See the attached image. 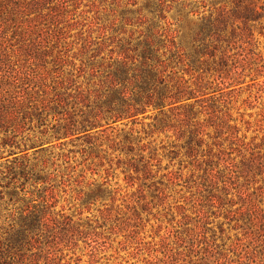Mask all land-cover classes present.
Instances as JSON below:
<instances>
[{"label":"rangeland","instance_id":"374dc122","mask_svg":"<svg viewBox=\"0 0 264 264\" xmlns=\"http://www.w3.org/2000/svg\"><path fill=\"white\" fill-rule=\"evenodd\" d=\"M50 1L29 40L10 37L14 52L0 66L21 78L20 89L40 84V95L64 80L54 93L66 109L92 116L104 109L122 49L146 27L150 0ZM235 1L188 0L187 10L216 16ZM250 1L257 17L230 15L214 58L175 68L216 87L227 53L209 94L27 151L33 173L5 179L0 230L27 206L44 217L36 247L15 264H264V0ZM164 16L159 25L177 34L176 8ZM55 123L50 116L33 129Z\"/></svg>","mask_w":264,"mask_h":264},{"label":"trees","instance_id":"16d2710c","mask_svg":"<svg viewBox=\"0 0 264 264\" xmlns=\"http://www.w3.org/2000/svg\"><path fill=\"white\" fill-rule=\"evenodd\" d=\"M150 0L149 14L144 15L141 22L146 26L138 31V36L131 38L122 49L117 61L113 81L109 92L105 95L104 109L100 107L92 116L83 112L74 114L66 109L68 103L61 94L54 93L66 88L64 80L55 82L53 87L42 85V94L35 84L20 89L18 83L21 78L0 66V160L15 156L0 170V195L5 179L17 182L19 178L28 177L33 173L28 150L72 136L78 131H86L96 127L102 120L136 116L145 112L147 108L173 111L184 101L209 94V90L220 85L224 78L227 53L221 57L219 67L214 70L218 76L217 83L206 84L204 77L200 76L190 82L175 70L178 64L189 69H197L207 64L206 56L215 57V50L223 39L225 26L230 15L242 17L246 21L255 19L257 11L253 2L244 3L235 1V7L227 10L222 7L216 16H202L198 19L189 17L191 10H187L190 3L187 1ZM218 1V0H215ZM50 0H0V60L4 62V54L14 52L10 37H18L22 41L30 39L34 34L39 18L44 17L43 12ZM192 4V3H191ZM176 8L178 14V28L173 32L170 27L159 25L165 19L164 12ZM141 11V10H140ZM11 33V35H9ZM39 45L42 44L39 43ZM31 46V45H29ZM164 48V51H161ZM5 51V53H4ZM133 53L132 55L130 53ZM202 59V61H201ZM58 77V75H56ZM46 80V77H44ZM60 88V89H58ZM53 94V95H52ZM190 104H186L187 107ZM74 115L76 117H74ZM55 120L52 126H44L42 130L33 128L46 125L49 117ZM184 120V119H182ZM33 131V133H29ZM38 131V132H37ZM7 160H9L7 158ZM14 195V193H12ZM43 213L31 210L29 206L21 210L6 231L0 230V264H15L27 258L28 246L32 244Z\"/></svg>","mask_w":264,"mask_h":264}]
</instances>
